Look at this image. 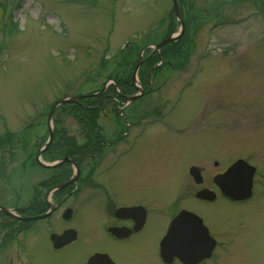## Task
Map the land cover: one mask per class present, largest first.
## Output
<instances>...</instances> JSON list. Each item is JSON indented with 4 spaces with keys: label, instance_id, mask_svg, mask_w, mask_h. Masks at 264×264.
<instances>
[{
    "label": "rangeland",
    "instance_id": "obj_1",
    "mask_svg": "<svg viewBox=\"0 0 264 264\" xmlns=\"http://www.w3.org/2000/svg\"><path fill=\"white\" fill-rule=\"evenodd\" d=\"M178 1L192 44V49L190 43L186 45L190 46L186 57L176 64L182 68L185 63V68L176 72L170 66L163 71L155 68L154 94L141 98L136 108V112H152L157 107L161 112L160 124L148 132L164 136L154 146L158 144L163 173L178 180L160 208L154 198L152 220L164 227L166 208L186 202L181 195L191 166L203 168L205 182L212 187L215 175L245 160L258 170L250 201L234 204L222 199L209 207L197 199L188 203L205 217L221 243L204 264H264V0ZM179 27L173 0H0V139L11 134L22 139L21 143L14 139L12 151L0 150V205L12 204L20 188L25 194L31 181L45 177L42 168L32 165L49 138L48 115L55 102L82 95L100 98L112 80L129 81L136 67L122 56L132 57L137 66L149 56L136 49L141 42L152 38L159 45ZM166 47L152 48L158 53L153 56L163 54ZM140 71L137 83L142 84L148 72L140 75ZM114 104L104 108L94 130L113 129L118 122ZM61 107L53 115L52 143L40 159L44 164L64 158L75 149L74 143L86 147L91 132L82 130ZM145 129L142 124L139 132ZM154 146L127 166L122 178L158 181L147 194L160 195L166 190L162 186L166 176L150 169ZM21 200L27 202L25 197ZM93 209L91 205L84 211ZM164 231L159 228L153 236H145L151 244L144 245L143 264H163L157 241ZM132 246L136 248L138 242Z\"/></svg>",
    "mask_w": 264,
    "mask_h": 264
},
{
    "label": "flooded vegetation",
    "instance_id": "obj_2",
    "mask_svg": "<svg viewBox=\"0 0 264 264\" xmlns=\"http://www.w3.org/2000/svg\"><path fill=\"white\" fill-rule=\"evenodd\" d=\"M159 57L164 63L174 64L163 54H160ZM155 68V66H142L140 69V75H145L148 71L146 78L142 80L143 83L140 84L144 90L142 98L154 94L152 83L155 78L157 79L156 73H158ZM183 68L185 67L171 66L173 72ZM163 69L160 68L162 71ZM153 74L154 79H152ZM112 85L110 83L107 86L100 98L103 101L102 106L107 102L106 107L111 106L110 104L114 102L123 104V113L117 114L115 120L118 122L115 121L112 125L113 129L92 130L87 134L89 137H87L86 147L82 146L83 143H74L76 146L72 150L73 152L66 154L64 158H59V161L68 158V161L62 162L59 166L54 167V163L32 165L42 168L45 177L38 183H35V180L31 181L25 194L24 190L20 188V195H16L11 206L0 205L9 208L12 213L9 215L0 210V264H143V256L147 251L144 245L150 243L148 240L144 241L145 236H153V233L159 232V228L165 231L158 238L157 254L159 260L163 264H167L164 262L166 259L164 249L166 248H162L163 241L173 221L184 211L200 216L208 228L209 235L216 241L211 257L198 263L204 264L213 259L221 243L211 233L205 217L195 212L188 200L197 199L196 194L207 189L214 194L206 200L197 199V202L203 207L214 206L222 199L234 204L250 201L234 202L221 192L214 180L216 176L225 171L213 177V186L210 187L205 182L203 168H199L200 180L197 181L198 184L195 183L190 174L191 166L185 180L186 183H183L185 189L183 188L184 191L181 195L186 198L187 203L180 206L179 202H176L171 209L166 208L164 227L158 222H153L151 206L156 207L153 200L157 199L160 208L163 205L160 203L161 200L166 199L164 197L168 198V194L171 193L170 187L178 185L176 178L168 179L172 175L167 176L163 173L164 166L161 157H158L160 154L157 153L158 144L154 146L164 136L148 132L149 127L159 123L161 112L156 111L157 107L152 109V112L141 109L136 112V108L141 105V99L134 104H126V97L138 93L136 87L132 84L135 92L129 94L124 93L123 82L114 84L115 90L110 88ZM132 111L135 113L128 114ZM101 115L102 113L97 117L99 120H101ZM121 121L123 127L120 124ZM170 123L169 127H171ZM142 124L147 129L139 132ZM147 135L150 136L147 137ZM132 136H135L134 143H131ZM140 144H143V147L138 148L141 146ZM129 146L131 150L128 149ZM151 146L154 147L150 154L152 160L150 169L159 171L166 176V180H162V183L165 184L162 186H166V190L160 195L147 194L153 185L159 183L158 181L153 184L138 178H133L131 181L122 178V173L128 168L127 166L135 163L138 159L140 161ZM46 154L47 152L44 156H47ZM84 160H89L90 163ZM214 166L219 167L218 162H215ZM72 179L74 182L71 185L64 189H58L60 185ZM24 197L27 202H22L21 199ZM97 204L101 207L99 208ZM91 205H93V210L84 211V208L91 207ZM139 240L141 245H139ZM135 242H138L136 248L132 246ZM210 243L208 244L210 245ZM130 254H132L131 259ZM170 264L183 263L176 256H172Z\"/></svg>",
    "mask_w": 264,
    "mask_h": 264
},
{
    "label": "water",
    "instance_id": "obj_3",
    "mask_svg": "<svg viewBox=\"0 0 264 264\" xmlns=\"http://www.w3.org/2000/svg\"><path fill=\"white\" fill-rule=\"evenodd\" d=\"M174 1V9L175 13L181 23V33L179 35H176L174 37H170L166 40H164L159 45L155 46L156 50H160L164 45L178 40V38L181 37V35L184 33V20L182 16V12L179 6L178 0ZM142 61L139 62L137 65V70L141 67ZM139 95L133 96L128 98L129 102L135 101L139 99L143 93V91L140 89ZM88 96H78V97H72V98H64L59 100L54 104L52 107L49 115H48V127H49V140L48 142L43 146V148L39 151L37 161L41 163L40 157L41 155L50 147L54 135V129H53V115L56 111V109L64 104L69 103H76L79 101V99H84ZM65 161H68V159H65ZM61 163V162H60ZM59 165V164H57ZM256 169L253 166H250L246 161L239 160L236 163H234L225 174L217 176L215 178V183L222 189V192L231 197L234 200H245L252 196V188H253V178L255 175ZM191 173L194 175L195 179L197 180V174L198 170L197 168H192ZM74 180H71L59 187V189L65 188L72 184ZM209 194H213L212 192L208 190H203L202 192L198 193L197 197L201 199H206ZM0 210H3L4 212L8 213L9 215H12L11 211L7 208L0 207ZM185 223H189L185 226H182ZM186 232L193 236L195 240V244L191 243L189 245L185 246H176L173 245L175 241V236L179 234V232ZM208 231L206 228H204L202 224V220L197 217L194 214L183 212L179 215V217L174 221L168 236L164 240L168 241L166 244L167 250L166 251V259H164L167 262L172 261V256H177L181 259V261L185 264H196L200 262L201 260L205 259L206 257H209L211 255V249L212 245L209 246V240H208ZM172 237V238H171ZM57 239V238H56Z\"/></svg>",
    "mask_w": 264,
    "mask_h": 264
},
{
    "label": "trees",
    "instance_id": "obj_4",
    "mask_svg": "<svg viewBox=\"0 0 264 264\" xmlns=\"http://www.w3.org/2000/svg\"><path fill=\"white\" fill-rule=\"evenodd\" d=\"M194 17H196V20H198V16L195 15ZM173 25H174V23H173ZM172 30L173 29L171 28V30L169 31L170 34H171ZM161 40H162V38H161ZM158 41H156V39L154 40L152 38H149V39L141 42L140 46L136 49L142 50L146 46L153 44V42H158ZM188 43H190V38L189 37H183V39H181L180 41H178L176 43L168 44L166 47V50L163 52V56L167 57V59H170L173 62H176V64H177V62L180 58L186 57L185 52H184V47L186 48V45ZM122 59H125L126 64H128L130 66L134 65L133 68L136 67L137 63L133 64V58L132 57L126 58V56H122ZM158 62H160L159 56L158 57L151 56L147 60V62L144 64V66L153 67ZM176 64L169 65L167 63H164L162 66L163 67H166V66H173L174 67ZM110 77H112V75ZM131 80H132V76H130L129 81H126L125 83L123 82L124 83V85H123L124 93L130 94V93L135 92V89L132 85ZM118 84H120L119 81H118ZM112 89L115 90V86H113ZM121 91H122V89H121ZM123 91H122V93H123ZM100 103H101V98H97V97L92 98L90 96V97H86L83 100H81L79 104H73V103L65 104L61 108H66V109H64V111L68 112L69 115L74 117L75 121H77V124L80 125L82 130L92 131V130H94V122L96 121L97 117L99 116V114L101 113L103 108L105 107V106L99 107ZM9 136L8 137L5 136L4 140L0 139V150L5 151V150H7V148L13 149L14 146H16V140H14V139L19 138L17 136V134H11ZM19 141L21 143L22 139L19 138Z\"/></svg>",
    "mask_w": 264,
    "mask_h": 264
},
{
    "label": "bare ground",
    "instance_id": "obj_5",
    "mask_svg": "<svg viewBox=\"0 0 264 264\" xmlns=\"http://www.w3.org/2000/svg\"><path fill=\"white\" fill-rule=\"evenodd\" d=\"M197 74H198V72H197ZM182 99H183V97L180 99L179 103L182 101ZM177 106H178V105H177ZM173 112H174V111H173ZM48 149H49V148H48ZM48 149L46 150V152L48 151ZM12 150H13V149H11V151H12ZM46 152H45V153H46ZM71 162H72V161H71ZM72 163H73V162H72ZM37 164H39L38 161H37ZM39 165H40V164H39ZM59 165H60V164H59ZM59 165H58V166H59ZM7 209L10 210L9 208H7ZM185 233H186V232H185ZM189 237H190L189 234L186 233V234H185V241H189Z\"/></svg>",
    "mask_w": 264,
    "mask_h": 264
}]
</instances>
